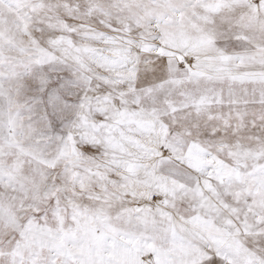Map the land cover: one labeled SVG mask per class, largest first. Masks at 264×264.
Returning <instances> with one entry per match:
<instances>
[{
	"label": "snow or ice",
	"instance_id": "6c2138e0",
	"mask_svg": "<svg viewBox=\"0 0 264 264\" xmlns=\"http://www.w3.org/2000/svg\"><path fill=\"white\" fill-rule=\"evenodd\" d=\"M0 264H264V0H0Z\"/></svg>",
	"mask_w": 264,
	"mask_h": 264
}]
</instances>
